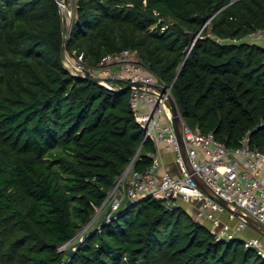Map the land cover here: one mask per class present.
<instances>
[{"label": "trees", "instance_id": "16d2710c", "mask_svg": "<svg viewBox=\"0 0 264 264\" xmlns=\"http://www.w3.org/2000/svg\"><path fill=\"white\" fill-rule=\"evenodd\" d=\"M231 1L76 0L66 24L57 0H0V264H264L256 245L154 196L108 204L78 235L155 145L125 84L66 67L64 27L87 66L135 47L190 126L228 147L248 132L264 151V43L249 38L264 28V0Z\"/></svg>", "mask_w": 264, "mask_h": 264}, {"label": "built area", "instance_id": "2783aa9c", "mask_svg": "<svg viewBox=\"0 0 264 264\" xmlns=\"http://www.w3.org/2000/svg\"><path fill=\"white\" fill-rule=\"evenodd\" d=\"M57 1L63 13L67 1ZM249 38L264 40V28H258ZM64 63L73 74L94 76L108 88L131 83L130 104L136 121L144 130V141L151 140L155 145L149 152L151 165L145 170L132 168L134 160L140 158L137 152L110 190L107 203L111 212L129 199L154 196L163 198L170 206L179 200L186 201L196 209L197 218L212 220L210 228L218 238L238 236L250 224L230 208L264 224V151L252 145L248 132L237 146L228 147L213 132L205 133L190 126L180 112L178 133L172 110L173 84L153 72L135 47L107 53L96 66H87L84 52L75 48L66 51ZM167 153L174 155L172 163ZM224 212L238 216L239 223L233 226L224 221ZM246 241L258 246L264 255L258 238Z\"/></svg>", "mask_w": 264, "mask_h": 264}, {"label": "crops", "instance_id": "0c3cea01", "mask_svg": "<svg viewBox=\"0 0 264 264\" xmlns=\"http://www.w3.org/2000/svg\"><path fill=\"white\" fill-rule=\"evenodd\" d=\"M167 159H168L169 162L172 163L173 160H174V155L172 153H167ZM182 204H185L186 205V207L188 208V210L191 213L194 214V216H195L196 219H198V220H200L202 222H205L206 224H208L210 226L212 225V220H210L208 218H205V217L197 218L196 209L193 206H191L189 203H187L186 201L183 200L182 201ZM222 218H223L224 221L230 223L233 226H236L239 223V217L238 216L232 217L229 212H224L222 214ZM238 236H241L243 238L246 237V238H263L264 239V232H262L261 230H259L254 225L248 224V225H246L245 227H243L240 230ZM263 242H264V240H263Z\"/></svg>", "mask_w": 264, "mask_h": 264}, {"label": "water", "instance_id": "95a60500", "mask_svg": "<svg viewBox=\"0 0 264 264\" xmlns=\"http://www.w3.org/2000/svg\"><path fill=\"white\" fill-rule=\"evenodd\" d=\"M234 1H237V0H232L230 3L234 2ZM67 43V33H66V29L64 27V43H63V47H62V51H61V57H62V60L64 61L65 58H66V44ZM84 77H86L88 80L92 81V82H98L97 78L94 77V76H90V75H84ZM131 83H128L124 86L123 89H129ZM172 110H173V115H174V123H175V126H176V130L178 133H180V130H179V117H180V111H179V107L177 105V102L176 100H172ZM131 165V162L130 164L127 166V168ZM132 200L129 199L128 200V203H131ZM229 207V206H228ZM230 208V207H229ZM232 210H234L237 214L239 215H243L247 221L254 225L255 227H257L259 230H261L262 232H264V224L259 222L258 220H256L255 218L247 215V214H244L243 212H241L240 210L238 209H233V208H230Z\"/></svg>", "mask_w": 264, "mask_h": 264}, {"label": "rangeland", "instance_id": "374dc122", "mask_svg": "<svg viewBox=\"0 0 264 264\" xmlns=\"http://www.w3.org/2000/svg\"><path fill=\"white\" fill-rule=\"evenodd\" d=\"M67 1V6L64 7L63 9V16H64V19H65V22L66 24L69 23L70 24V11L72 9V7L74 6V0H66ZM258 42H263L264 43V40H260ZM109 197H107V199H105V203L104 205L102 206H98L97 209H96V212L93 214V217H92V220L90 221V223L86 226H83V228H81V230L79 231V234L80 235L83 231L85 230H88V229H94L96 226H98V223L100 221V219L103 217V215H105V213L107 212V209H106V206H108V203L110 202ZM182 201L183 200H179L177 204H182ZM108 202V203H107ZM184 203V202H183ZM245 240H249L251 238H244ZM259 239V246H262L264 248V242H263V238H258ZM70 244V243H69ZM69 244H66V246L68 248H70L71 246ZM258 247V246H257Z\"/></svg>", "mask_w": 264, "mask_h": 264}]
</instances>
